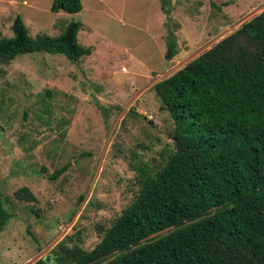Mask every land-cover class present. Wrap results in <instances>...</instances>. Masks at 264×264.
Returning a JSON list of instances; mask_svg holds the SVG:
<instances>
[{
	"label": "rangeland",
	"instance_id": "obj_1",
	"mask_svg": "<svg viewBox=\"0 0 264 264\" xmlns=\"http://www.w3.org/2000/svg\"><path fill=\"white\" fill-rule=\"evenodd\" d=\"M52 1L0 0V38L17 15L31 36L75 19L90 49L77 62L46 52L0 60V189L14 203L0 264H57L61 240L91 250L137 191L136 168H160L173 150L154 83L264 10V0H80L66 13ZM169 31L178 50L167 60ZM23 185L35 202L13 198Z\"/></svg>",
	"mask_w": 264,
	"mask_h": 264
},
{
	"label": "trees",
	"instance_id": "obj_2",
	"mask_svg": "<svg viewBox=\"0 0 264 264\" xmlns=\"http://www.w3.org/2000/svg\"><path fill=\"white\" fill-rule=\"evenodd\" d=\"M50 9L76 13L81 1ZM81 27L73 19L55 36H31L17 15L0 60L46 52L77 62L90 53ZM177 47L169 31L165 59ZM152 87L172 119L173 150L160 168H136L137 191L91 250L61 240L57 264H264V10ZM12 196L37 200L26 185ZM13 206L0 189V231Z\"/></svg>",
	"mask_w": 264,
	"mask_h": 264
},
{
	"label": "water",
	"instance_id": "obj_3",
	"mask_svg": "<svg viewBox=\"0 0 264 264\" xmlns=\"http://www.w3.org/2000/svg\"><path fill=\"white\" fill-rule=\"evenodd\" d=\"M159 103H160V101H159ZM148 122H149V124H152L153 123L151 120H149ZM46 261H48V260H46Z\"/></svg>",
	"mask_w": 264,
	"mask_h": 264
}]
</instances>
